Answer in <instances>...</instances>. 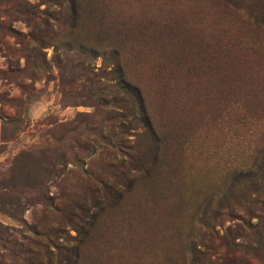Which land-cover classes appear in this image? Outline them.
<instances>
[{
    "label": "rangeland",
    "instance_id": "obj_1",
    "mask_svg": "<svg viewBox=\"0 0 264 264\" xmlns=\"http://www.w3.org/2000/svg\"><path fill=\"white\" fill-rule=\"evenodd\" d=\"M0 1L3 25L31 32L28 4L50 35L46 66L23 76L6 74L8 62L25 65L8 53L19 49L13 37L0 52V224L13 229L0 258L14 250L16 264H264V179L247 195L251 181L240 178L264 165V0H77L74 30L66 0ZM80 45L99 56L90 60ZM113 51L156 144L131 136L134 124L107 121L121 111L112 101L92 106L98 86L112 85ZM80 61L100 85L67 82ZM27 95L28 127L10 140L7 127L2 141L3 117L14 111L1 100ZM118 140L138 148L139 163L112 147ZM18 158L34 175L44 161L53 171L30 188L5 172ZM10 201L22 206L19 221L1 209Z\"/></svg>",
    "mask_w": 264,
    "mask_h": 264
},
{
    "label": "trees",
    "instance_id": "obj_2",
    "mask_svg": "<svg viewBox=\"0 0 264 264\" xmlns=\"http://www.w3.org/2000/svg\"><path fill=\"white\" fill-rule=\"evenodd\" d=\"M7 0V3L15 6L16 3H19L18 0L10 1ZM67 2V7L65 9L68 11V17L66 19V24L68 25L69 29L74 30L81 24V16H80V11H79V6L77 3V0H66ZM23 3L27 4V1H23ZM28 7L27 10L24 12L27 15V22L28 25L31 26L32 30L26 35H23L21 33L16 32L11 25H3L0 21V52L5 49V46H7L8 43H6L5 39L9 37H13L15 42L18 44L19 49H15L14 54L8 51V53L12 56H15V54H19L21 58L24 59L25 65L23 68H19L18 64L14 63L15 67H11L13 64L12 62H8L9 64V69L6 71L7 73H12V74H17V75H25L28 71L29 68H38V66H46V60L45 54L42 51L44 48L48 47L50 45L49 39L50 35H48L47 32L43 33L41 29H38V24L35 22L36 19L40 20L38 17V13L43 14L42 12L38 11L34 7H30V5L27 4ZM60 7H62V4H59ZM5 5L0 1V13H3L5 10ZM18 11V10H17ZM54 21H58L54 19ZM43 23L47 26L46 29H49L50 24H48L46 21ZM43 26V25H42ZM82 51H84L89 59L93 60L95 57L99 56V52H97L95 49L90 50H83L86 49L83 46L80 45L78 47ZM6 58L8 57L7 55H4ZM112 58L113 62L110 65V70L107 75L110 76L109 80L112 85H109L108 87H105L103 85L98 86L97 92L101 95L99 98V102H97V105H92L95 107L98 111L100 108L107 107V105L114 104L112 107H115L117 109H120V113H114L113 115L109 116L107 121L109 120H116V122H120V127L127 128L125 127L124 121H126L127 124L130 126L134 124L133 126V136L134 138L142 137L147 143L149 144H156L158 142V138L154 132V129L152 128V125L150 123V120L147 115V111L145 108L144 100L142 98V95L138 88L132 86L131 84L128 83V81L124 77V73L122 70V67L118 61V55L113 51L112 53ZM79 64L81 67L77 71V74L67 82H75V86L77 87H93L95 80L97 81V85H100V80L90 78V76L96 77L97 73H94V70H96L94 67H89V65H86L84 62L80 61ZM60 67V65H59ZM99 71V70H98ZM97 71V72H98ZM19 88L25 93H27L28 89L26 86H19ZM111 89L113 98L112 100H107V94L106 91L108 89ZM33 91V89L31 88ZM110 92V91H108ZM4 102V104L7 105L8 108L13 109L14 114L12 116H4L3 117V124L2 129H1V139L2 141H5V132L7 127H10V135L8 140L13 139L18 133L25 131L26 128L28 127L29 124V119L27 118L26 115V110L24 109V105H27L29 103V96L27 95L25 98H11V99H6V100H1ZM84 103V102H83ZM125 104V105H124ZM125 111L127 113H125ZM94 116V115H93ZM77 118H74L72 120V125H70V133L74 132L77 130L79 126H77ZM76 122V123H75ZM128 129V128H127ZM102 136V135H101ZM57 139L56 141H61L63 138H55ZM101 139L103 141L108 140L107 137L102 136ZM110 144V143H109ZM116 149L117 152L123 153L122 149H127V153L125 156L130 160V162H137L139 163L140 155L138 154L139 151L137 150V147L133 146H126L124 142L121 140H118V145L117 146H112ZM131 152V153H130ZM23 156V155H22ZM20 158V157H19ZM17 159L14 164L9 166L5 172L8 174L9 172L12 173L13 178H16L18 176H25V183L27 181H30V188L37 186L39 187L43 181H41L42 176L45 175L44 173L50 174L53 170L50 171L51 163H46L47 161L38 163V171L34 175L32 173V165L26 160ZM258 175L261 176V179H264V165L257 166L256 170H251L248 171L245 175H240L241 179H245L246 181H251L249 182V186L246 189L247 192L246 194L250 192L258 193L261 188L258 186ZM238 178L233 179V185L235 186L238 183ZM28 184V183H27ZM1 189V185H0ZM16 186L12 185L10 188H8V191L13 194L16 192ZM38 191L40 189L38 188ZM37 191V192H38ZM1 193V192H0ZM246 194L243 195V197H246ZM4 201V200H3ZM9 208H2L3 211H5L6 214H8L11 218L14 220H18V215L22 214V206L20 203H16L14 201L8 202ZM13 208L14 210H11ZM10 209V210H8ZM56 211H59L58 209H55ZM247 215H251L252 212L250 210H247ZM238 218V216H237ZM239 219V218H238ZM256 220H258V216L255 217ZM241 220V219H240ZM0 246L3 249L5 245H10L13 237V229H8L6 226H2L0 224ZM18 232V231H17ZM16 246V244H15ZM14 247V245H13ZM8 251V249L6 250ZM9 252V251H8ZM14 252L16 251H11L9 252V259L5 257L0 258V264H16L17 258L20 256L14 255ZM6 259L4 262L3 259Z\"/></svg>",
    "mask_w": 264,
    "mask_h": 264
}]
</instances>
